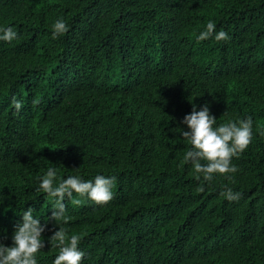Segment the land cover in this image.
Returning <instances> with one entry per match:
<instances>
[{
    "label": "trees",
    "instance_id": "16d2710c",
    "mask_svg": "<svg viewBox=\"0 0 264 264\" xmlns=\"http://www.w3.org/2000/svg\"><path fill=\"white\" fill-rule=\"evenodd\" d=\"M208 20L229 39L197 42ZM0 26L17 32L0 41V242L33 207L38 264L58 254L56 224L80 235L81 264H264V0H0ZM192 103L217 124L251 118L231 178L182 162ZM49 166L114 176L112 199L66 198L55 224L35 192Z\"/></svg>",
    "mask_w": 264,
    "mask_h": 264
},
{
    "label": "clouds",
    "instance_id": "9594fccd",
    "mask_svg": "<svg viewBox=\"0 0 264 264\" xmlns=\"http://www.w3.org/2000/svg\"><path fill=\"white\" fill-rule=\"evenodd\" d=\"M67 31L68 24L62 18H57L51 24L53 40ZM16 38L17 32L13 26H0V41L11 42ZM195 38L197 42H219L229 39V35L222 29L217 30L216 23L208 20ZM13 103L17 110L22 106L19 100H14ZM180 123L185 127L176 129L189 145L183 152L182 162L191 165L197 179L211 182L217 176L231 178L229 174L237 172L232 160L238 157L251 141V118H229L226 122L217 124V119L210 113L207 104L198 110L197 105L192 103V111L186 114ZM114 182V176L103 174H97L91 179H84L79 174L61 178L57 167L49 166L40 176L35 192L46 194L51 201L50 219L56 224L58 220L67 219L64 203L66 198L77 205L81 203V198L94 204H106L113 197ZM222 195L233 201L238 198L239 193H234L230 187H226ZM35 212L33 207L22 210L19 214L20 220L11 235V245L6 246L0 242V264H38L37 253L45 246L42 237L45 224L41 223L39 216L34 215ZM56 225L57 230L48 237L50 245L58 248V254L53 258L52 264H81L85 253L78 247L80 235H69L64 226Z\"/></svg>",
    "mask_w": 264,
    "mask_h": 264
}]
</instances>
